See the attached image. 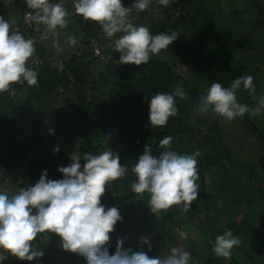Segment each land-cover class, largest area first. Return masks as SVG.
I'll return each instance as SVG.
<instances>
[{
    "label": "trees",
    "instance_id": "16d2710c",
    "mask_svg": "<svg viewBox=\"0 0 264 264\" xmlns=\"http://www.w3.org/2000/svg\"><path fill=\"white\" fill-rule=\"evenodd\" d=\"M211 1L212 7L221 3L228 6L229 14L223 15L227 20L234 7H245L242 5L244 0H174L168 6L154 2L142 12L133 8L130 13L133 22L147 27L152 34L178 32L168 48L150 56L143 65L115 63L119 53L113 50L114 47L108 49L107 45L111 47L120 34L106 38L98 24L84 20L74 11L67 17L71 22L65 28L67 33L61 36L65 40L75 36L79 40L84 35L86 43L78 54L69 55L60 69L52 65L39 40H34L38 64L30 69L37 73V84L29 86L23 81L15 82L0 93V187L8 179L11 182L4 184L5 190L9 192V187H14V194L21 187L34 185L42 170H47V179H61L62 174L57 168L67 166L72 155L98 154L108 148L128 169L125 177L109 181L100 197L106 208L117 207L122 217L109 233L110 240L105 245L110 255L116 246L113 236L127 237L123 249L144 251L150 258L166 256L173 245L186 236L194 247L193 241L202 237L206 247L202 252L204 258L195 252L191 254L194 258L191 264H263L264 135L246 120L245 114L229 122L242 126L249 133L247 137L251 136L253 140L245 145L247 147L230 146L225 142L228 137L220 124L222 117L212 113L194 116L193 113L197 100L211 83L218 82L227 87L240 76L234 65L242 60L233 58L234 44L230 40L241 37L244 30L246 39L262 37L264 40V6L260 0H252L253 16L242 20L240 16L236 17L237 25H233L236 29L221 35V29H212L216 15L210 9ZM14 4L20 14L16 30L31 34L36 25L30 19L34 10L20 0H15ZM122 4L130 7L132 0H122ZM26 12L29 18L23 22L22 15ZM247 21L255 26H246ZM241 22L243 25L239 26ZM220 24L217 27H222ZM210 29L214 35L210 34ZM249 33L252 35L246 36ZM90 40L103 47L105 59L93 54ZM206 40H214V43L210 46ZM182 67L185 68L180 70ZM178 85L186 95L176 102L177 115L170 117L165 126L151 127L148 99L158 92L170 93ZM24 90L28 95L16 97ZM240 91H237V100ZM229 134H233V130ZM23 135L25 139H34L29 144V152L37 149L43 155L35 163L20 153L25 147L20 139ZM166 136L172 137L171 149L179 154L200 152L196 181L200 187L197 199L187 211L182 210V205H174L173 210L170 207L153 214L147 205L148 194L131 191L130 184L135 178L131 167L146 145L151 147L154 155H159L164 150L159 142ZM14 139H19V146L12 144ZM54 147L59 151L54 153ZM252 154L259 157L250 159ZM23 162L26 164L21 166ZM202 213L207 215L205 222L190 230L192 219ZM141 219L158 232L153 240H149L151 250L140 241L136 242L139 231L133 228L132 222ZM226 229L241 241L236 250L232 249L228 261L212 251L214 238ZM49 235L53 240L60 239L54 233H39L32 243L44 252V241ZM240 252L242 261L237 255ZM49 254L55 260L43 255L35 264H72L77 256L56 248L49 249ZM30 262L22 263L9 257L4 264H32Z\"/></svg>",
    "mask_w": 264,
    "mask_h": 264
},
{
    "label": "clouds",
    "instance_id": "9594fccd",
    "mask_svg": "<svg viewBox=\"0 0 264 264\" xmlns=\"http://www.w3.org/2000/svg\"><path fill=\"white\" fill-rule=\"evenodd\" d=\"M154 2L168 6L174 0H132L130 7L123 6L122 0H72L74 14L98 24L106 38L120 34L114 41L113 50L119 53L115 63L137 66L146 64L150 56L168 48L178 36L175 31L152 34L147 27L133 22L130 16L133 8L142 12ZM26 3L34 10L30 19L45 25L54 35L58 28L67 26L69 13L61 3L51 0H26ZM66 43L75 45L77 38L68 36ZM34 51V41L18 31L10 32L9 22L0 17V93L15 82L23 81L29 86L37 84V73L26 67ZM253 79L250 74H241L227 87L211 83L197 100L193 115L212 113L227 121L245 114L264 116V94L255 95ZM238 90L247 91L255 104L238 102ZM185 95L180 85L170 93L152 95L148 99L150 126H165L170 117L177 115L176 102L183 100ZM49 134H52L51 129ZM171 141V136L160 140L164 150L159 155H154L146 145L131 167L135 177L130 184L131 191L148 194L147 205L153 214L173 205H182V210L187 211L198 196L197 157L200 152L179 154L171 149ZM58 151V147L53 148L54 153ZM57 171L62 174L61 179H47V170H42L34 185L21 187L14 194L0 187V264L9 257L21 261L42 257L43 250L32 243L39 233H54L60 238L61 250L78 254L85 264H189L190 253L175 247L163 258H150L144 251L123 249L127 237L118 238L115 251L109 254L105 246L110 240L109 233L122 217L117 207L106 208L100 197L109 181L123 178L128 172L112 150L106 148L98 154L72 155L71 162L58 167ZM139 240L151 250L147 236ZM240 243V239L226 229L214 238L212 251L219 257L230 258L232 249Z\"/></svg>",
    "mask_w": 264,
    "mask_h": 264
},
{
    "label": "rangeland",
    "instance_id": "374dc122",
    "mask_svg": "<svg viewBox=\"0 0 264 264\" xmlns=\"http://www.w3.org/2000/svg\"><path fill=\"white\" fill-rule=\"evenodd\" d=\"M20 1H21V3H24V4L26 3V0H20ZM219 1H221V0H219ZM14 2H15V0H0V17H3L4 19H6L9 22L10 32L17 31L16 30V28H17L16 21L18 20V17L20 15L19 12H17L15 9L16 6H15ZM51 2L52 3H61L66 8V10L68 11L69 14H71V15L73 14V9H72L73 7H72V3L70 0H51ZM251 2H252V0H244V2L242 4V5H245L244 8L241 7V9H240L239 7H234L232 9V12H230L231 13L230 18L227 20L226 18H223V15L229 14V13H227L228 12L227 11L228 6H225V5L223 6V4L221 3V5L212 7L213 3L211 1L210 9L216 15V19L214 21L215 23L212 24V29L213 30H215V28L221 29L220 30L221 35H223V33H227V31H229V29L235 30L236 28L234 29L233 25H237L235 22L236 17L240 16V19L242 20L245 18L248 19V18L253 16L252 14H254V12H253L252 5H253L254 1L252 2V4H251ZM260 2L262 4V6H264V0H260ZM22 16H23V22L28 21V18H29L28 12L24 13ZM254 16H257V15L255 14ZM68 17H70V16H68ZM25 18H26V20H25ZM222 18H223V20H222ZM219 23H221L220 25H222V27L221 26L217 27V25L219 26ZM69 24H71V22H69ZM238 24H239V26L243 25L242 22L238 23ZM246 26H255V24L247 21ZM65 28H63V29L58 28L56 30V34L54 35L52 32H50L47 29V27L45 25L36 23V25H34V28L32 29L31 34L29 33V31H26V32L22 31L23 32L22 33L21 30H19V32H21V34H23V36L26 39L30 38L33 41L39 40L40 44L44 47L46 53L50 56L52 65L57 66L58 69H60L62 67L61 66L62 62L64 60H66L67 57H69V55H71L73 53L78 54L81 51V49H83L84 44L86 43L84 35H81L79 37V40H77V43L75 45H72V46L68 45L66 43V40L64 38H62V36H61V35L67 33ZM212 29H210L209 32L211 35H214V31ZM237 29H239V28H237ZM241 35H242L241 37H236L235 40H230L234 44V47L232 46L233 49H231V54L234 56L233 58L238 59V60L239 59L242 60V62L240 60H239V62H236V64L234 65V69L236 71H238L239 75L250 74L254 77L253 84H254L255 89H256L255 95L258 97L259 95L264 94V64H263L264 63V40H262V37H260L256 40H253V38L250 39V37L248 39H246V37H244L245 30L241 33ZM251 35H252V33H249L246 36H251ZM115 39H114V41H115ZM86 41H89V40H86ZM111 43H113V42H111ZM206 43L211 46L214 43V40H206ZM90 45L92 46V52L95 56H100L101 58H104V59L106 58V56H102L103 47H100L98 45V43L94 42V40H90ZM111 45H112L111 47L109 45H107V48L113 49L112 47H114V44H111ZM37 64H38L37 54L34 51L33 55L27 60L26 67L36 68ZM184 68L185 67H182L180 70H183ZM26 95H28V93L24 90L22 93H20V95H17L16 97L20 96V98H21V96H22L24 98ZM238 100L240 103H244V104H247L249 106H253L255 104V100L253 99V97L250 96L248 94V92L245 90H241L239 92ZM246 120L252 126H254L257 130H259L260 133H263V135H264V116L250 117L247 114ZM220 124L222 125L223 132H225L226 137H228V139H225V142L229 143L230 146L231 145H233V146L238 145L240 148L241 147H247L245 145L248 144V142L249 143L252 142L253 138L251 136L247 137V135L249 133L247 131H245L242 128V126H240L239 124L229 122L224 118H222V121L220 122ZM231 130H233V134L230 135L229 133L231 132ZM237 130H240L241 132L240 131L238 132ZM235 131H237V132H235ZM32 134H33V132L31 133V136H32ZM25 138H26L25 135H23V137L20 138L22 143L25 145V147H23L24 150L23 149L20 150V148H19L20 153L26 155L28 159L32 160L33 163H35L43 155L40 154L39 151H37V149L29 152V150H30L29 144L32 143L34 139L29 140V139H25ZM233 141H235V143H232ZM12 144L16 145V146L18 144V146H19L20 145L19 139H14V141H12ZM255 146L257 148L258 145L255 144ZM239 147L237 149H239ZM39 148H40V146H39ZM251 150H252V148H251ZM248 151H249V147H248ZM232 153L237 154V151L232 150ZM30 154L34 155L35 157L30 156ZM36 157H37V159H34ZM255 157L258 158L259 155L256 156V154H252L250 156V159H254ZM27 158H26V160H27ZM24 164H26V162H23L21 166H23ZM7 180L8 179H6L5 182H3L1 185V187L4 189H5L4 184H10V182H11V181H9V180L7 181ZM13 189L15 190L14 187H11V186L9 187V194H13ZM173 206H171L172 210H173ZM137 212L139 215L142 213V211L140 209L137 210ZM206 218H207V215L204 213H202L198 216H195L192 219L193 227H189V229L193 231L196 226H200L201 224H203L205 222ZM132 223H133V228L138 229V231H139L137 233L138 236H137L136 242L140 241L139 238L142 236H147L149 240H153L158 233L154 227H149V226L145 225L146 223L144 221H142V219L140 221H136V222L133 221ZM130 225H132V224L130 223ZM112 238L114 239V241H117L118 238L121 239L120 236H113ZM193 242L196 244L195 247L193 246V244H191L187 240V237L184 236V239L181 240L178 244H174L173 247L177 248L180 251H188L190 253V255L193 252H195L198 255H200L202 258H204L205 257L204 253H202L203 250L206 248L205 244H204V239L201 237L200 240L193 241ZM44 244H45L44 245V248H45L44 252L45 253L47 252L44 255H46V257L49 260L51 258L54 259L53 255L49 254V249L56 248L58 250H61V248L59 247V239L53 240V238L49 235V239L44 241ZM234 249L236 250V247H234ZM161 250L164 251V253H166L164 248H161ZM162 255L163 256L161 258H163L165 254H162ZM237 255L240 258V260L242 261L241 252L238 253ZM55 258L57 259V257H55ZM193 259H194L193 256H191V260H190L189 264L192 263ZM37 260L39 262V259H37ZM225 260L228 261L229 259L226 258ZM72 261H73L72 264H85V260L83 259V257L79 256L78 254H77V256H75L74 260H72ZM35 262H36V260H34L30 263L35 264ZM262 262L264 264V259H262ZM22 263H24V261H22Z\"/></svg>",
    "mask_w": 264,
    "mask_h": 264
}]
</instances>
